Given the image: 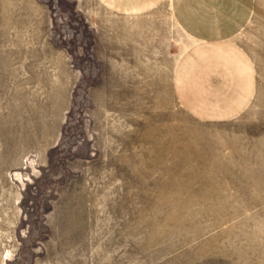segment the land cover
Wrapping results in <instances>:
<instances>
[{
    "label": "rangeland",
    "instance_id": "374dc122",
    "mask_svg": "<svg viewBox=\"0 0 264 264\" xmlns=\"http://www.w3.org/2000/svg\"><path fill=\"white\" fill-rule=\"evenodd\" d=\"M97 3L0 0V264H264V0L231 40L257 89L222 124L164 82L94 90Z\"/></svg>",
    "mask_w": 264,
    "mask_h": 264
},
{
    "label": "crops",
    "instance_id": "0c3cea01",
    "mask_svg": "<svg viewBox=\"0 0 264 264\" xmlns=\"http://www.w3.org/2000/svg\"><path fill=\"white\" fill-rule=\"evenodd\" d=\"M97 7L86 18L88 34L113 58L88 55L85 77L94 90L111 82L113 90L147 96L164 82L180 108L206 124L231 122L247 109L256 72L231 40L250 19L254 0H98ZM106 51L102 56L111 57Z\"/></svg>",
    "mask_w": 264,
    "mask_h": 264
}]
</instances>
